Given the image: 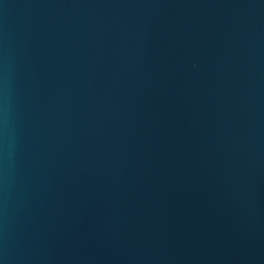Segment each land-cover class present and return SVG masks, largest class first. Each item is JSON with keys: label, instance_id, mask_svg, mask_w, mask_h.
<instances>
[{"label": "water", "instance_id": "95a60500", "mask_svg": "<svg viewBox=\"0 0 264 264\" xmlns=\"http://www.w3.org/2000/svg\"><path fill=\"white\" fill-rule=\"evenodd\" d=\"M0 264H264V0H0Z\"/></svg>", "mask_w": 264, "mask_h": 264}]
</instances>
